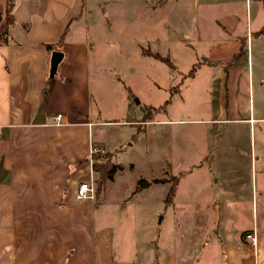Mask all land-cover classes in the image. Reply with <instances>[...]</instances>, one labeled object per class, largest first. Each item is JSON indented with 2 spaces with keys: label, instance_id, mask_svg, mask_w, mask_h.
Masks as SVG:
<instances>
[{
  "label": "crops",
  "instance_id": "0c3cea01",
  "mask_svg": "<svg viewBox=\"0 0 264 264\" xmlns=\"http://www.w3.org/2000/svg\"><path fill=\"white\" fill-rule=\"evenodd\" d=\"M8 1L11 22L0 42V264H264L258 209V197L264 205V0L145 2L149 17L174 3L163 8L161 21L188 29L182 40L199 60L184 73L185 89L194 85L205 99L185 107L195 113L190 123L202 124L187 134L188 172L202 178L192 179L185 200L182 175H175L171 199L167 191L164 198L175 227L171 245L160 259L143 262L135 249L132 258L115 248L110 224L119 209L100 206L99 189L75 198L78 183L92 185L97 171L100 155L90 151L104 150L91 133L93 43L68 38L84 0H0V25ZM100 16L107 34L109 11L102 8ZM51 51L62 58L48 78ZM243 138L250 144L247 164L214 166L242 151ZM244 183L245 193L225 189ZM246 232L254 234V246ZM152 243L147 239L145 249Z\"/></svg>",
  "mask_w": 264,
  "mask_h": 264
},
{
  "label": "rangeland",
  "instance_id": "374dc122",
  "mask_svg": "<svg viewBox=\"0 0 264 264\" xmlns=\"http://www.w3.org/2000/svg\"><path fill=\"white\" fill-rule=\"evenodd\" d=\"M150 1L157 0H84L83 12L72 22L73 31L68 35L71 40L88 39L93 43L88 52L93 111L90 120L94 122L91 133L92 140L101 142L105 151L98 145L93 148L102 153L97 152L100 157L92 186L94 191L100 190V206L119 209L110 224L115 248L120 245L132 258L135 249L141 262L153 261V256L160 259L171 245L175 227L172 215L165 211L168 204L164 198L175 175H182L179 197L185 200L191 199L192 179L198 182L202 178H192L188 172L192 159L187 147V134H196L195 128L202 124L190 123L195 113L185 107L205 99L194 85L185 89L188 79L184 73L196 68L199 60L192 46L182 40L188 29L161 21L165 17L163 8H172L174 3L156 7L149 17L144 14L145 2ZM102 8L109 11L107 34L102 32L106 26L100 16ZM151 20L154 24H150ZM107 41L112 43L106 50ZM196 79L203 78L197 74ZM208 143L207 139V146ZM239 146L242 151L220 157L214 166L226 167L231 162L239 168L247 164L250 144L243 138ZM254 158L255 152L252 161ZM156 179L163 182L153 183ZM140 180L149 184L136 189ZM225 189L245 193L246 185ZM263 208L258 197L261 248ZM150 230L154 232L151 237ZM150 238L153 243L148 250L145 243Z\"/></svg>",
  "mask_w": 264,
  "mask_h": 264
},
{
  "label": "built area",
  "instance_id": "2783aa9c",
  "mask_svg": "<svg viewBox=\"0 0 264 264\" xmlns=\"http://www.w3.org/2000/svg\"><path fill=\"white\" fill-rule=\"evenodd\" d=\"M61 118V115H56L55 119L59 120ZM100 152L102 153V150H94L92 149L90 151V153H94V152ZM77 189H76V196L75 198L77 199H82V198H90L93 194V186L90 184V181H82L79 182L77 185ZM243 238L245 239V241H247V243L251 246H254L256 243V239L255 236L252 232H246V234H244Z\"/></svg>",
  "mask_w": 264,
  "mask_h": 264
},
{
  "label": "trees",
  "instance_id": "16d2710c",
  "mask_svg": "<svg viewBox=\"0 0 264 264\" xmlns=\"http://www.w3.org/2000/svg\"><path fill=\"white\" fill-rule=\"evenodd\" d=\"M10 5L11 3L8 1V3H6V5L4 6L3 8V11H4V16H3V22L2 24L0 25L1 27V33H0V42L3 43L4 40H3V35L5 34V31H6V27L8 26V24H10L11 22V13H10ZM166 61V60H165ZM141 121H145V120H141ZM163 182L161 179H156V180H153V183H156V182ZM174 182H175V179L173 180V184L171 185V187L167 190V194H166V198L167 200L171 199V195L173 193V190H174ZM138 185L136 186V189H140L142 188L143 186H147L149 183L145 180H140L138 181ZM141 183V184H140Z\"/></svg>",
  "mask_w": 264,
  "mask_h": 264
},
{
  "label": "water",
  "instance_id": "95a60500",
  "mask_svg": "<svg viewBox=\"0 0 264 264\" xmlns=\"http://www.w3.org/2000/svg\"><path fill=\"white\" fill-rule=\"evenodd\" d=\"M51 56L48 64V78L52 77L56 71V65L60 62L62 54L58 51H51Z\"/></svg>",
  "mask_w": 264,
  "mask_h": 264
}]
</instances>
